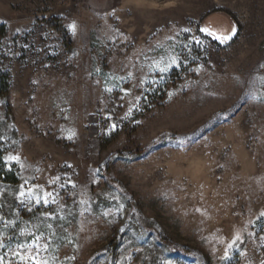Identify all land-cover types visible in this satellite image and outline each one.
<instances>
[{
    "label": "rangeland",
    "instance_id": "374dc122",
    "mask_svg": "<svg viewBox=\"0 0 264 264\" xmlns=\"http://www.w3.org/2000/svg\"><path fill=\"white\" fill-rule=\"evenodd\" d=\"M2 25L8 89L0 82V145L24 167H11L18 187L0 184V193L16 197L19 215L13 233L0 228V237L14 236L15 247L17 239L30 242L20 235L25 227L40 224L50 235L52 223L51 254L76 257L65 264H195L198 253L209 264L264 260V218L257 220L264 211V0H0ZM234 26L226 44L198 30L226 35ZM183 27L192 32L179 39L205 42L191 45L190 67L202 70H174L122 120L128 98L120 89L132 83L113 77L136 73L129 62H141L139 49L170 43L166 37ZM111 123L118 127L109 132ZM55 176L60 181L49 185ZM69 178L77 187L61 189ZM37 184L59 192V203L28 211L19 193ZM118 192L126 210L108 223L101 213L114 211L109 196ZM81 199L91 209L83 216ZM49 209L71 223H41ZM237 232L242 242L223 259Z\"/></svg>",
    "mask_w": 264,
    "mask_h": 264
},
{
    "label": "snow or ice",
    "instance_id": "6c2138e0",
    "mask_svg": "<svg viewBox=\"0 0 264 264\" xmlns=\"http://www.w3.org/2000/svg\"><path fill=\"white\" fill-rule=\"evenodd\" d=\"M69 29L75 33L77 30V25L73 22L68 25ZM199 32L205 34L206 36L212 37L214 40L219 41L221 44H226L232 40V38L236 35L235 26L232 28V31L229 34L222 35L218 34L208 28H199ZM192 29L190 27H183L178 32L168 35L166 37L167 41L170 43L165 44L164 41L157 42L155 44L149 43L147 49H139L137 53V59L141 60L139 64L129 62L132 68L136 69V73L132 71H128L126 75L113 77V79H119L120 81H127L132 83V88H121L120 91L123 93L121 97L122 100L128 98L126 102L128 103L127 112L124 117L121 119H131L134 115V112L141 111V99H147L146 93L154 92L157 90V87H162L163 84L168 79L169 75L174 72L176 69H182L184 72H193L199 73L203 65H199L195 68L190 67L191 63L197 59L196 56L192 55L193 48L191 45H195L197 48H202L204 46V40L197 37L196 35H191L190 39L181 40L178 37L182 33H191ZM150 52L156 53V55H149ZM125 67H129V65H125ZM264 68V65L260 66ZM147 69V71H145ZM138 73V74H137ZM262 83H264V76L260 77ZM133 89L138 90V95H133ZM107 92L111 93L113 91L112 88H106ZM172 93H169V98H171ZM256 98V97H254ZM261 100H264V97H260ZM111 120V116L108 117ZM136 123H140L136 121ZM118 127L117 123H111L109 126V132L116 130ZM76 136L75 131L69 130L67 134V139L72 140ZM179 145L183 147L187 141L180 140L178 141ZM20 156L19 155H7L3 157L4 162L8 165L9 170H11L12 164H20ZM20 167L23 168L24 165L20 164ZM71 167V165H68ZM94 174H99L101 172L100 168H96L93 170ZM60 176H55L51 178L48 183L49 185H56L60 181ZM28 181L25 180V184ZM92 183H99V177L97 176L92 180ZM67 185H71L73 189L77 187L76 183L72 181L70 178L65 183H60L59 187L64 189ZM21 189H24V184H22ZM118 188V186H117ZM122 191V190H120ZM19 196L23 199L20 201L23 206H25L28 211H32V208L35 206L47 207L48 205H56L59 203V192L55 189L52 191H48L41 185H32L28 187L26 190H22L19 193ZM109 199L115 201L113 208L108 211L102 212L101 216L105 218V221L111 223L110 220H107L109 216H122L126 210V205L122 202V197L119 194L110 195ZM125 199H131L127 197ZM81 205H85L84 210L80 213L81 216L84 215V212H90L91 209L87 207L89 204L88 199H81L79 201ZM2 207V205H0ZM62 210V208H61ZM196 212H201L200 208L195 209ZM202 215L204 213H201ZM264 218V211H261L257 217V220H261ZM47 220H60L66 221L67 223H71V221H67L65 216H57L51 214V209L44 213V219L41 223H45ZM0 223H3L4 227L15 228L16 222L14 220H6L3 215H0ZM251 223V221H250ZM47 229L50 231V235H45L40 231V224H33L31 229L25 227L21 230L20 235H25L31 237L30 242H20L17 239V243L15 247L11 246V241L15 238L14 236L0 237V264H65L66 261H74L76 259L75 255L65 256L63 260L59 257L52 255V246L51 240L52 237L56 235L53 229L52 223H47ZM59 227L62 231L67 232V229L64 228L63 224H60ZM80 232L84 231V224L81 223ZM120 231H124L123 228ZM250 235H253L250 233ZM238 242H242L241 233L237 232L231 241L227 244L223 259H230L231 257L228 255L230 250L238 249ZM68 244H72L77 247L78 244L73 239H67ZM218 243L223 244V237L218 239ZM260 264H264V260L260 261Z\"/></svg>",
    "mask_w": 264,
    "mask_h": 264
},
{
    "label": "trees",
    "instance_id": "16d2710c",
    "mask_svg": "<svg viewBox=\"0 0 264 264\" xmlns=\"http://www.w3.org/2000/svg\"><path fill=\"white\" fill-rule=\"evenodd\" d=\"M7 33L6 27L4 25L0 26V40L5 37ZM0 82L2 83V87L4 89H8V76L0 74ZM6 155L5 149L0 145V184L6 185L10 188L15 189L21 184V177L19 176L18 172L14 169L9 170L6 163L3 160V157ZM16 197L10 196L9 194L0 193V215H3L6 220H14L15 222L19 218L16 209ZM18 223V222H17ZM0 228H4L3 223H0ZM6 228V227H5ZM15 228L8 227L10 233L12 234ZM17 229V228H16ZM17 231L15 234L17 235ZM177 256V255H176ZM169 258H175V256H170ZM195 264H209V259L201 254L198 253L195 257L191 258Z\"/></svg>",
    "mask_w": 264,
    "mask_h": 264
},
{
    "label": "bare ground",
    "instance_id": "6f19581e",
    "mask_svg": "<svg viewBox=\"0 0 264 264\" xmlns=\"http://www.w3.org/2000/svg\"><path fill=\"white\" fill-rule=\"evenodd\" d=\"M93 126H91V129H93L94 128V124H92Z\"/></svg>",
    "mask_w": 264,
    "mask_h": 264
}]
</instances>
